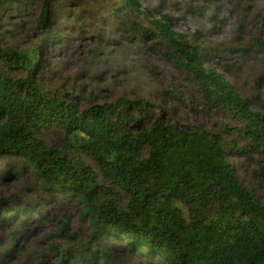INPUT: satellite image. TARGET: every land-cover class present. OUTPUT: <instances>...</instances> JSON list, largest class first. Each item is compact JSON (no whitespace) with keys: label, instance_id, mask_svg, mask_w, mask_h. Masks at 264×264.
<instances>
[{"label":"trees","instance_id":"1","mask_svg":"<svg viewBox=\"0 0 264 264\" xmlns=\"http://www.w3.org/2000/svg\"><path fill=\"white\" fill-rule=\"evenodd\" d=\"M41 3L38 25L43 28L51 0ZM111 13L122 16L127 36L152 50L161 48L207 105L225 109L237 126L223 128L237 132L242 144L223 142L219 131L165 122L161 115L150 121L149 103L141 97L80 109L74 95L66 99L36 85L39 45L26 50L0 46V59L22 73L0 72V156L19 159L17 174L24 164L32 167L42 189L69 193L82 204L89 224L86 242L77 240L66 250L52 247L56 264H111L106 247L113 239L123 241L134 264L146 259L155 264H264V202L240 182L227 157L231 151L258 153L257 178L264 186V101L257 99L262 111L253 109L209 63L234 48L210 49L200 31L191 41L173 28L168 15L155 17L136 0H118ZM139 16L146 22L132 20ZM254 46L236 51L264 56V38ZM53 128L63 131L59 148L37 137L38 131ZM74 153L92 163L70 156ZM10 217L3 214L1 221ZM10 239L12 246L14 236Z\"/></svg>","mask_w":264,"mask_h":264},{"label":"rangeland","instance_id":"2","mask_svg":"<svg viewBox=\"0 0 264 264\" xmlns=\"http://www.w3.org/2000/svg\"><path fill=\"white\" fill-rule=\"evenodd\" d=\"M41 1L0 0V46L26 50L39 45L42 57L35 81L40 89L66 99L74 95L80 109L120 97H141L149 103L150 121L161 115L165 122L219 131L223 142L242 144L238 133L231 131L236 121L225 109L207 105L197 86L166 60L161 48L152 50L127 36L129 30L120 25L122 16L111 13L118 0H51L43 28L38 25ZM136 1L155 17L168 15L173 28L191 41L200 31L210 49L234 48L214 55L209 63L251 101L253 109L262 111L257 99L264 101V56L240 55L236 49L254 48L264 38V0ZM132 20L146 22L143 16ZM0 72L22 75L2 59ZM143 127L144 123L138 129ZM37 137L59 148L63 131L40 130ZM70 156L92 163L82 154ZM227 157L240 182L264 202V186L257 178L259 154L231 151ZM0 159L5 161L0 162V264H56L54 245L66 250L77 240L87 241L89 224L82 217L81 203L65 191L42 189L30 166L24 164L17 174L21 165L17 157L3 154ZM6 213L12 217L1 221ZM60 228L65 231L59 235ZM106 248L111 264L135 263L121 239H113ZM144 264L155 263L146 259Z\"/></svg>","mask_w":264,"mask_h":264}]
</instances>
